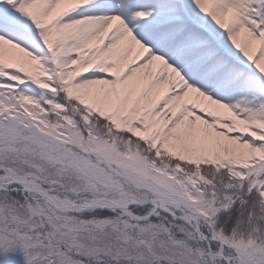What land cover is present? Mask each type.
<instances>
[{
  "label": "snow or ice",
  "instance_id": "snow-or-ice-1",
  "mask_svg": "<svg viewBox=\"0 0 264 264\" xmlns=\"http://www.w3.org/2000/svg\"><path fill=\"white\" fill-rule=\"evenodd\" d=\"M0 264H264V0H0Z\"/></svg>",
  "mask_w": 264,
  "mask_h": 264
}]
</instances>
